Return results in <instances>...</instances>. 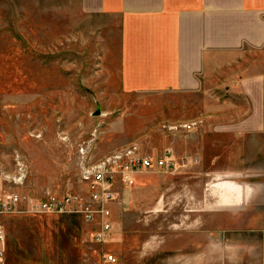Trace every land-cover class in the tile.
Instances as JSON below:
<instances>
[{
    "label": "rangeland",
    "instance_id": "rangeland-1",
    "mask_svg": "<svg viewBox=\"0 0 264 264\" xmlns=\"http://www.w3.org/2000/svg\"><path fill=\"white\" fill-rule=\"evenodd\" d=\"M90 1L0 0V196L19 197L0 214V264H264V133L221 131L235 117H217L218 99L123 93L113 28ZM130 146L174 163L114 176L95 242L78 152L90 168ZM64 193L79 212L41 210Z\"/></svg>",
    "mask_w": 264,
    "mask_h": 264
},
{
    "label": "crops",
    "instance_id": "crops-1",
    "mask_svg": "<svg viewBox=\"0 0 264 264\" xmlns=\"http://www.w3.org/2000/svg\"><path fill=\"white\" fill-rule=\"evenodd\" d=\"M89 4L102 27L113 28L123 93H194L200 101L218 99L217 117H235L221 131L264 133V0ZM220 87L224 90L217 95ZM231 108L235 116L228 113Z\"/></svg>",
    "mask_w": 264,
    "mask_h": 264
},
{
    "label": "built area",
    "instance_id": "built-area-1",
    "mask_svg": "<svg viewBox=\"0 0 264 264\" xmlns=\"http://www.w3.org/2000/svg\"><path fill=\"white\" fill-rule=\"evenodd\" d=\"M185 128H189L190 124H184ZM87 141V146L89 145ZM79 150L80 160L78 162V177L81 181L87 180L90 175L94 177V183H96V188L91 193L89 201L84 204L85 219L91 220V218L97 214L98 215V230L93 232L92 237L95 242H103L109 237V232L111 230L110 223L107 219L108 208L105 207L101 202L103 200H109L113 197V192L111 189V180L114 176L119 177L120 180L128 179L129 175L134 174L136 171L142 170V168H156V169H171L174 161L171 157L163 155L156 159H150L148 156H140L135 153L134 146H130L127 149H120L116 151L112 156L106 157L100 163L87 168L84 166L83 160L85 158V149ZM20 167V166H18ZM20 168L17 170L19 171ZM20 177H18L19 179ZM41 204V210H51V211H63L67 205L73 204L71 209L74 212H79L81 210L82 201L77 198L76 195L70 193L64 194H50L47 196ZM19 197L16 193H6L0 196V214L12 213L16 207ZM37 206V205H36ZM4 237L0 229V250L3 247ZM1 257V252H0ZM107 260H113L108 256Z\"/></svg>",
    "mask_w": 264,
    "mask_h": 264
},
{
    "label": "water",
    "instance_id": "water-1",
    "mask_svg": "<svg viewBox=\"0 0 264 264\" xmlns=\"http://www.w3.org/2000/svg\"><path fill=\"white\" fill-rule=\"evenodd\" d=\"M93 114H94V115L98 114V110H95V111L93 112Z\"/></svg>",
    "mask_w": 264,
    "mask_h": 264
}]
</instances>
